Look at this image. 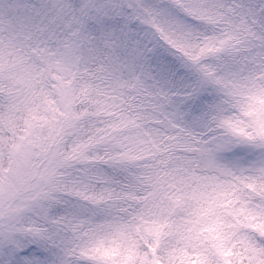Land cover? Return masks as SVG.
<instances>
[{
  "label": "snow or ice",
  "instance_id": "obj_1",
  "mask_svg": "<svg viewBox=\"0 0 264 264\" xmlns=\"http://www.w3.org/2000/svg\"><path fill=\"white\" fill-rule=\"evenodd\" d=\"M0 264H264V0H0Z\"/></svg>",
  "mask_w": 264,
  "mask_h": 264
}]
</instances>
